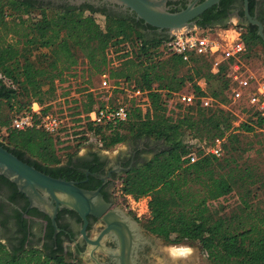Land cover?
I'll use <instances>...</instances> for the list:
<instances>
[{
	"label": "trees",
	"instance_id": "trees-1",
	"mask_svg": "<svg viewBox=\"0 0 264 264\" xmlns=\"http://www.w3.org/2000/svg\"><path fill=\"white\" fill-rule=\"evenodd\" d=\"M97 15L103 17L102 26L96 23ZM166 38H144L134 30L132 20L87 5L54 7L34 0H0V105L6 111L2 116L0 110V146L40 173L59 178L61 162L86 143L99 150L142 138L159 143L148 160L121 176L117 189L133 200L147 199L143 228L171 245L195 244L206 264H264V208L259 207L264 166L258 172L250 162L241 168L236 164V157L253 147L238 146L239 135L255 137L256 151L263 153L264 160V141L254 128L264 129L263 119L253 120L254 126L240 123L231 129L227 112L197 105L166 116L155 94L150 113L132 106L127 121L114 128L85 121V114L99 106L90 89L105 70L110 79L132 81L140 89L156 85L167 94L192 81L189 73L184 81L176 75L184 66L178 58H162L156 52ZM242 39L251 54L264 52L254 28L247 29ZM202 68H192L196 78L205 76ZM208 79L216 84L215 96L224 84L219 74ZM31 102L42 114L54 113L74 124L69 127L74 130L69 144L59 148L63 160L56 148L62 141L38 128H9L12 116L27 111ZM213 137L225 138L219 159L201 155V144ZM70 148L73 152H65ZM188 154L197 160L188 164ZM233 193L238 202L235 211L214 218L210 203ZM0 264L80 263L32 250H10L0 243Z\"/></svg>",
	"mask_w": 264,
	"mask_h": 264
},
{
	"label": "flooded vegetation",
	"instance_id": "flooded-vegetation-1",
	"mask_svg": "<svg viewBox=\"0 0 264 264\" xmlns=\"http://www.w3.org/2000/svg\"><path fill=\"white\" fill-rule=\"evenodd\" d=\"M54 7L73 6L75 0H34ZM204 0H167L165 5L169 12H177L188 5L196 6ZM92 8L104 9L105 13L117 18H125L134 22V30L144 38H152L158 33L155 29L136 20L134 15L119 7L97 4L94 6L82 3ZM78 6V7H79ZM248 15L261 26L264 38V0H246ZM221 26H250L243 15V0H218L202 13L191 20V29L221 28ZM263 45V46H262ZM159 143L148 139H138L129 142L124 151H117L112 157H107L97 148H90L82 154L64 159L59 167V179L72 182L77 188L89 193H96L106 205L98 209L99 215L86 214L83 219L73 211L56 208L53 219L27 208L25 198L15 187L0 180V243L10 250H32L43 256L62 258L80 264H116L115 255L129 251L131 264H153L152 256L164 257L156 249V242L166 243L160 237L146 231L140 220L133 216L117 201V189L121 176L148 160L158 149ZM58 179V178H56ZM135 224L140 233L131 227ZM127 235V236H126ZM130 236L135 241L128 247ZM100 238V246L93 245ZM118 239L123 240L119 244ZM132 243V242H131ZM91 251L93 259L89 258ZM183 252V250H181ZM183 254V253H182ZM180 253L166 257L161 264H205L201 261L198 248L189 254ZM196 254V255H195ZM179 255V256H178Z\"/></svg>",
	"mask_w": 264,
	"mask_h": 264
},
{
	"label": "built area",
	"instance_id": "built-area-1",
	"mask_svg": "<svg viewBox=\"0 0 264 264\" xmlns=\"http://www.w3.org/2000/svg\"><path fill=\"white\" fill-rule=\"evenodd\" d=\"M96 17V23L102 26L103 17ZM244 32L246 28L243 26L190 29L174 32L163 40L156 52L162 58H178L193 79L190 85L183 84L176 92L167 94L156 89V85L140 89L132 81L110 79L107 70L101 72L96 86L90 89L99 106L85 114V121L94 127L114 128L127 121L132 106L140 109L142 114L150 113L152 97L158 94L166 116L180 107L197 105L203 109L218 108L227 112L232 117L231 129L240 123L254 126L253 120L256 118L264 120V52L251 54L242 39ZM196 65L203 67L204 77L196 78L193 74L192 68ZM217 74L224 88L212 96L215 89L208 93L207 85L212 80L208 78H214ZM2 81L5 86L11 87L8 80ZM73 125L54 113L42 114L41 108L31 102L27 111L12 116L9 128L15 131L38 128L53 139L63 141L61 137L74 131L69 128ZM254 128L261 133L264 141V129ZM224 143V137H213L206 145L201 144V155L221 158ZM196 160V155L188 154V164ZM259 207L264 208V197Z\"/></svg>",
	"mask_w": 264,
	"mask_h": 264
},
{
	"label": "water",
	"instance_id": "water-1",
	"mask_svg": "<svg viewBox=\"0 0 264 264\" xmlns=\"http://www.w3.org/2000/svg\"><path fill=\"white\" fill-rule=\"evenodd\" d=\"M167 0H75L71 5L78 7L82 3L111 5L127 10L140 20L144 25L149 26L158 33V36L169 37L172 33L191 28V20L202 13L209 6L218 0H204L202 3L193 6L188 5L185 9L177 12H169L165 3ZM243 15L250 26L257 27V34L264 43L261 34L260 24L251 18L246 9V0H243ZM0 177L14 185L16 191L21 194L26 202L27 208H33L38 212L47 215L51 220L54 217L56 208H64L78 214L82 219L86 214H95L98 209L106 207L96 193H89L77 188L72 182L63 179L51 178L33 167L28 166L0 146ZM137 234L140 229L131 224ZM127 236V235H126ZM121 244L123 240L118 239ZM134 237L130 236L128 247L134 243ZM132 242V243H131ZM93 245L100 246V238ZM177 245V244H176ZM174 246V245H171ZM129 251L115 255L116 264H131ZM89 258L91 251L88 252Z\"/></svg>",
	"mask_w": 264,
	"mask_h": 264
},
{
	"label": "rangeland",
	"instance_id": "rangeland-1",
	"mask_svg": "<svg viewBox=\"0 0 264 264\" xmlns=\"http://www.w3.org/2000/svg\"><path fill=\"white\" fill-rule=\"evenodd\" d=\"M186 68L187 67H184V66L180 69L178 68L179 71L177 72L176 75L181 79V81H184L187 78V77H185V75L188 74V71H186ZM165 70L168 72L169 66L167 68H165ZM187 84L190 85V81H186L184 83V85H187ZM208 84L209 85H207L208 86L207 91H208V93H211L216 88V84L212 80H209ZM59 103H60V101H59ZM4 108H5L4 106L0 105V110H1L2 116L6 115V111L4 110ZM55 109L57 110L58 107H56ZM71 137L72 136H69V135L61 137L63 141L61 142V144L58 145V149L63 148L65 145H68ZM256 140L257 139L255 137H252L249 135H246V136L239 135L238 141L240 144L238 146L241 147V146L246 145L247 143H250V145H253V147H252V149H249L246 153L239 155V157L237 156L236 157V164L238 167L241 168L243 166V164L250 162L251 165L253 167H255V170L258 169V172H263L262 171L263 166H264L263 153L260 151H256V146L254 144V142H256ZM151 142H153V141L151 140ZM128 143H129L128 141H124L123 143H120L114 147H111V148H108L105 150H100V151L105 156L112 157L117 151H124L126 149V146ZM236 146H237V144H236ZM234 147H235V145H234ZM90 148H96V146L93 144L83 145V146L78 147L75 152L78 154H82L84 151L89 150ZM58 152H60L59 153L60 159L63 160L64 159L63 158L64 151H61L59 149ZM65 152H69V153L73 152V149L70 148L68 150H65ZM263 189H264V187H263ZM259 190L261 191L262 189H259ZM116 198H117V201L120 203V205L123 208H126L133 216L136 215L138 217V219L140 220V223L146 219V216H147V211H146V200L147 199L146 198L133 200L131 197L121 195L119 191H117V197ZM236 199L237 198H236L235 194L233 193L224 199H220L216 202L214 201L213 203H210L209 209L211 212H213V217L216 218V217L228 215V214L232 213L233 211H235V209L238 206V202ZM155 242H156V249L162 253H165V256L164 257H159V256H155V255L152 256L153 264H161V261L166 260L165 259L166 257L167 258L171 257V256L173 257L176 252H177L176 254L182 253L181 250H183L184 253H186V251H187V254H189L192 251L196 252V248H198L195 244H193L189 241H182L177 245L175 244L174 246H171V245L169 246L166 244L163 245V244H161L160 241H157V240H155ZM173 249H175V250H173ZM200 255H201V253H200ZM201 261L206 264L205 257H203L202 255H201Z\"/></svg>",
	"mask_w": 264,
	"mask_h": 264
},
{
	"label": "bare ground",
	"instance_id": "bare-ground-1",
	"mask_svg": "<svg viewBox=\"0 0 264 264\" xmlns=\"http://www.w3.org/2000/svg\"><path fill=\"white\" fill-rule=\"evenodd\" d=\"M173 250H175V249H173ZM177 250H178V249H177ZM178 251H179V250H178ZM176 253H177V252H176ZM176 253H175V254H176ZM182 253L186 255V254H187V251H186V253H184V251H183ZM182 253H181V254H182ZM175 254H174V256H175ZM183 254H182V255H183ZM176 255H177V254H176ZM179 255H180V253H179ZM179 255H178V256H179Z\"/></svg>",
	"mask_w": 264,
	"mask_h": 264
}]
</instances>
